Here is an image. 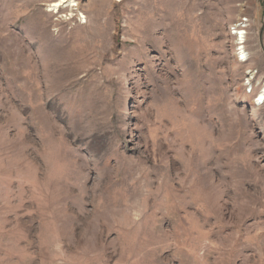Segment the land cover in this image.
I'll use <instances>...</instances> for the list:
<instances>
[{"label":"rangeland","instance_id":"1","mask_svg":"<svg viewBox=\"0 0 264 264\" xmlns=\"http://www.w3.org/2000/svg\"><path fill=\"white\" fill-rule=\"evenodd\" d=\"M60 1L0 0V264H264V0Z\"/></svg>","mask_w":264,"mask_h":264},{"label":"bare ground","instance_id":"2","mask_svg":"<svg viewBox=\"0 0 264 264\" xmlns=\"http://www.w3.org/2000/svg\"><path fill=\"white\" fill-rule=\"evenodd\" d=\"M116 1H119V0H116ZM65 2H67V0H61L60 2H57L56 4H55V6H60V5H63ZM70 5L71 6H76L77 5V3H75L74 1H72L71 3H70ZM86 21V20H85ZM83 22V21H82ZM242 31H244V30H241L240 32H237V33H240L241 34V32ZM242 34H244L243 32H242ZM242 37V36H241ZM243 38V37H242ZM242 41H240V43H241ZM245 53V52H244ZM243 54V53H242ZM243 57V56H242ZM243 58H246L245 56L243 57ZM242 58V59H243ZM260 98H258L257 99V101H255V102H257V103H261V102H264V92L259 96Z\"/></svg>","mask_w":264,"mask_h":264},{"label":"built area","instance_id":"3","mask_svg":"<svg viewBox=\"0 0 264 264\" xmlns=\"http://www.w3.org/2000/svg\"><path fill=\"white\" fill-rule=\"evenodd\" d=\"M241 59V58H240Z\"/></svg>","mask_w":264,"mask_h":264}]
</instances>
